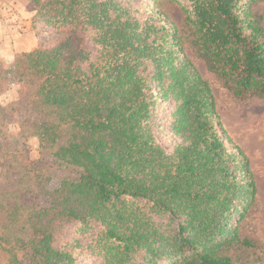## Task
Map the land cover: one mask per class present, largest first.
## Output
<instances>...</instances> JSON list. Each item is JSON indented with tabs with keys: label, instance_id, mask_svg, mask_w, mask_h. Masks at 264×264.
<instances>
[{
	"label": "trees",
	"instance_id": "1",
	"mask_svg": "<svg viewBox=\"0 0 264 264\" xmlns=\"http://www.w3.org/2000/svg\"><path fill=\"white\" fill-rule=\"evenodd\" d=\"M141 1L29 0L32 28L58 38L10 66L0 60V93L10 76L19 86L0 107V159L12 183L0 184V264H234L230 249L262 251L237 232L256 195L249 161L223 138L180 31L157 6L143 14ZM171 1L227 91L264 98V24L251 12L262 0ZM160 102L173 106L171 152L156 132ZM30 138L41 158L77 175L49 187L28 156Z\"/></svg>",
	"mask_w": 264,
	"mask_h": 264
},
{
	"label": "rangeland",
	"instance_id": "2",
	"mask_svg": "<svg viewBox=\"0 0 264 264\" xmlns=\"http://www.w3.org/2000/svg\"><path fill=\"white\" fill-rule=\"evenodd\" d=\"M138 6L141 8L143 14H145L146 7L152 9L157 6V9L161 13L160 20H163L169 28L180 31L184 53L203 79L208 82L212 91L216 110L222 128L225 131L223 138H228L230 142L238 146L249 161L250 171L256 186V195L252 206L240 222L237 232L241 238L249 239L261 247L262 251L255 250L249 253H242L239 250L230 249L226 254L232 256L234 264L264 263V98L237 100L227 91L221 81L207 70L204 61L193 46L190 28L185 25L183 15L173 1L157 0L154 3L151 0H144L139 2ZM27 8H29V4ZM11 11L14 12L13 9ZM251 12L254 16H260L264 24V0L253 4ZM26 28L28 29L21 30L33 33L35 38H37V43L44 46H50L58 38L51 29L42 25H39L36 29H32L30 19L28 20ZM85 46L93 55L95 54L96 49L92 44L86 42ZM4 62L6 66H10L13 63V61ZM18 93L19 86L15 79L10 76L7 87L0 93V107L3 108L8 103L16 100ZM172 107L170 102L166 104L160 102L158 104L160 124H158L156 132L159 143L167 152H171L175 144L178 143L177 137L171 133L169 128V113ZM9 129L13 132L16 130V127L11 126ZM27 144V153L30 160L33 161L34 165L44 168V172L49 178V187L54 188L64 177H74L77 175L78 170L74 167L60 166L50 156L41 158L38 155L37 139L30 138ZM2 163L3 160L0 159V184L3 186H11V181L9 182L4 178L6 174L2 169ZM32 200L36 204H45L46 199L43 197H35ZM71 231L72 226H67L64 230L63 237H69ZM80 264H102V262L98 258H91L89 261H81Z\"/></svg>",
	"mask_w": 264,
	"mask_h": 264
},
{
	"label": "crops",
	"instance_id": "3",
	"mask_svg": "<svg viewBox=\"0 0 264 264\" xmlns=\"http://www.w3.org/2000/svg\"><path fill=\"white\" fill-rule=\"evenodd\" d=\"M28 4L29 0H0V60L12 62L16 55L36 46L35 35L21 30L28 29L26 25L33 14Z\"/></svg>",
	"mask_w": 264,
	"mask_h": 264
}]
</instances>
